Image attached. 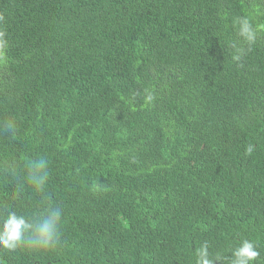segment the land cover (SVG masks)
Listing matches in <instances>:
<instances>
[{"label": "trees", "instance_id": "16d2710c", "mask_svg": "<svg viewBox=\"0 0 264 264\" xmlns=\"http://www.w3.org/2000/svg\"><path fill=\"white\" fill-rule=\"evenodd\" d=\"M0 17V220L62 212L54 250L0 264H196L205 243L230 264L244 240L264 264V30L249 50L234 25H264V0H0Z\"/></svg>", "mask_w": 264, "mask_h": 264}, {"label": "clouds", "instance_id": "9594fccd", "mask_svg": "<svg viewBox=\"0 0 264 264\" xmlns=\"http://www.w3.org/2000/svg\"><path fill=\"white\" fill-rule=\"evenodd\" d=\"M2 19L0 17V20ZM234 25L238 36L249 50L257 42L260 32L264 30V25L254 26L250 17L237 18ZM7 48L8 41L5 39V33L0 32V63L4 61ZM244 55L245 49L237 46L232 59L239 62ZM152 99V95L149 94L147 100ZM5 128L15 133V121H6ZM247 151L251 153L253 148L249 146ZM26 179L36 191L42 192L48 179L47 161L39 158L28 162ZM61 225L62 212L54 205H47L43 212L34 215L31 220L15 212H9L0 220V250L6 252H15L22 248L31 251L54 250L61 240ZM255 249L254 243L248 240L242 241L241 245L234 249L230 264H254L260 255ZM196 256V264H215L222 259L219 255L215 258L210 256L207 243L198 249Z\"/></svg>", "mask_w": 264, "mask_h": 264}]
</instances>
